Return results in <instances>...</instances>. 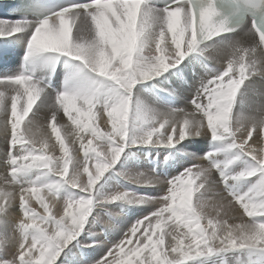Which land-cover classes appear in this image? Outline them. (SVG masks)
Wrapping results in <instances>:
<instances>
[{"label": "snow or ice", "instance_id": "obj_1", "mask_svg": "<svg viewBox=\"0 0 264 264\" xmlns=\"http://www.w3.org/2000/svg\"><path fill=\"white\" fill-rule=\"evenodd\" d=\"M14 15L0 264H264V0H19Z\"/></svg>", "mask_w": 264, "mask_h": 264}, {"label": "bare ground", "instance_id": "obj_2", "mask_svg": "<svg viewBox=\"0 0 264 264\" xmlns=\"http://www.w3.org/2000/svg\"><path fill=\"white\" fill-rule=\"evenodd\" d=\"M7 0H0V9L4 6V2ZM15 19H17V17H13L11 15L8 14H4L2 12H0V20H4L7 23H11L12 21H14ZM75 34V29H73V35ZM22 53L18 50L17 51V55L12 58L11 60H13L12 62L10 61V70H18L19 69V63H20V58H21ZM59 71V69L57 70ZM261 84H264V82L257 80V86L259 87ZM21 103H23V101H21ZM39 104V100H37L34 104H33V112H35L37 105ZM178 107H183V103L178 104ZM77 107H83V105L78 101L77 102ZM94 111H96L94 109ZM75 114V112L73 113ZM32 118V112L29 113V115L27 117H25V121L24 123H27L28 119ZM99 127L101 129H104L105 131L108 130L111 127L110 122L108 121L107 118V114L104 113L103 116H99L98 120H97ZM41 123H43L46 127H47V133L48 136L50 138V144L51 143H55L56 139H55V133L52 132V129L50 127L51 124V120H50V114L48 116L47 120H41ZM55 123L57 124L59 130H60V135L61 136H65V130L62 127L63 124L65 123H69L70 121H68L67 116L63 113V111L61 110V112L58 114L57 116V120L55 121ZM21 127H23V125H21ZM66 141H67V137H65ZM95 144V142H94ZM58 144H57V155H59V151H58ZM74 146L69 144V149L71 150ZM257 147H264V145H260L258 144ZM194 150V149H193ZM83 155V153H81V156ZM197 162H201V161H197ZM90 167H92L94 169V162L90 165ZM134 171H144L146 170L145 168H140V169H133ZM71 171V169H70ZM4 174V169H3V165H2V157H0V175ZM104 175H107V173H105ZM214 177L216 179H218V176L215 174ZM86 178V176H85ZM198 182V181H197ZM3 183L0 182V187H3ZM127 187H135L134 185H126ZM219 188H221V186H217ZM142 190V189H141ZM140 190V191H141ZM144 191H148V194L151 195H156L158 194V191L156 190H149V189H143ZM27 195V194H26ZM41 196H44L45 198H49L50 204L52 203L51 198L48 196V194L46 192H41L40 193ZM29 203L30 205H32L33 207H35L37 209L38 212H43V208L42 206L39 204V201H37L36 196L35 195H29ZM140 207L143 211L141 213H139L137 210L135 209H129L128 210V217H129V222H131L132 220L135 219V217L137 215H143V214H148L150 211L154 210L151 206H138ZM113 211H118V209H113ZM56 212V211H55ZM241 213H238V215ZM12 215L14 217H18L20 215V213L18 211H13ZM245 219H248L246 216L244 217ZM231 222V221H230ZM239 222V221H236ZM130 226V225H129ZM98 232H100V229H97ZM143 231V228H141V232ZM137 235L139 236L140 233H137ZM109 239L113 242H115L116 240L119 239V236L117 234H115V232L113 231L110 235H109ZM128 247H132L131 245H129ZM127 250V248H126ZM106 253V250H100L98 249L96 252H92L90 255L93 259H100L104 254ZM134 259H137L136 257H134ZM238 261V260H237ZM55 264H59V258L57 259V261L55 262Z\"/></svg>", "mask_w": 264, "mask_h": 264}, {"label": "rangeland", "instance_id": "obj_3", "mask_svg": "<svg viewBox=\"0 0 264 264\" xmlns=\"http://www.w3.org/2000/svg\"><path fill=\"white\" fill-rule=\"evenodd\" d=\"M12 61H13V60H11V62H12ZM198 163H199V162H198ZM213 175H215V173H214ZM217 186H221V188H219V187H217ZM217 186H216V188L213 190V194H215V193H223V185H222V184H219V185H217ZM139 190H141V189H139ZM141 191H144V190L142 189ZM159 194H161V193L158 192V194H156V195H159ZM46 199H47V198H46ZM47 200H48V202H49V204H50L49 198H48ZM50 206H51V204H50ZM52 211H53V213H56L55 211H57V208H53ZM59 211H60L61 214H62V207H59ZM241 213H242V210H241ZM96 231L98 232V230H96ZM233 264H235V259H233ZM236 264H243V262L240 261V260H238V261H236Z\"/></svg>", "mask_w": 264, "mask_h": 264}]
</instances>
